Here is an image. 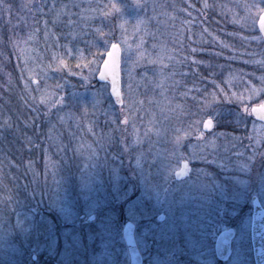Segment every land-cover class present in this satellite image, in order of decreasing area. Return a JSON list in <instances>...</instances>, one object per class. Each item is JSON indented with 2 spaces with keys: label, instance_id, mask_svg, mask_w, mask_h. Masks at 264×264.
Masks as SVG:
<instances>
[{
  "label": "rangeland",
  "instance_id": "1",
  "mask_svg": "<svg viewBox=\"0 0 264 264\" xmlns=\"http://www.w3.org/2000/svg\"><path fill=\"white\" fill-rule=\"evenodd\" d=\"M112 2L121 11L103 15ZM261 9L264 0H0V117L13 132L0 137V264H130L127 221L143 264H255L264 122L244 109L264 101L252 91L264 89ZM114 42L121 106L97 79ZM233 198L250 208L220 263L226 225L209 210L226 205L209 204Z\"/></svg>",
  "mask_w": 264,
  "mask_h": 264
},
{
  "label": "water",
  "instance_id": "2",
  "mask_svg": "<svg viewBox=\"0 0 264 264\" xmlns=\"http://www.w3.org/2000/svg\"><path fill=\"white\" fill-rule=\"evenodd\" d=\"M261 17H264V12H262L258 18L257 21V26L258 30L260 31L261 35L264 38V31L260 29V19ZM115 44L119 45V84H118V89L121 92L122 95V70H121V58H122V49L119 43L114 42ZM111 50V45L108 49V51ZM107 51V52H108ZM107 52L105 55L104 60L108 59L107 57ZM104 71V64L102 63L99 73L97 75V79L101 82H107L110 84V94L114 100V102L121 106L124 101H123V95H122V101L123 103L121 104L120 102H117L115 94L112 93L111 90V79L108 80H101L100 79V73ZM261 103H264L261 102ZM256 104L253 105L252 108L254 107H259L261 104ZM254 117L258 120L260 119V114L259 113H252ZM212 120L211 118H207L204 121L203 124V129L208 131L212 128L213 123L211 126L206 127V124L208 120ZM264 122V120H261ZM213 122V120H212ZM188 171V162L183 161L181 164V168L175 173V178L176 179H182L184 176H186ZM160 220H163L165 218L164 214H161L158 217ZM235 236V229L234 228H226L223 231H221L216 239V245H215V250L217 253V256L222 259V260H227L231 256L232 253V240ZM124 238L128 247V251L130 254V264H143V256L139 250L138 244L136 242L135 238V224L131 221H127L125 226H124ZM251 238H252V243H253V254H254V259H255V264H264V206L262 205L260 199L258 196L253 197V216H252V226H251Z\"/></svg>",
  "mask_w": 264,
  "mask_h": 264
},
{
  "label": "snow or ice",
  "instance_id": "3",
  "mask_svg": "<svg viewBox=\"0 0 264 264\" xmlns=\"http://www.w3.org/2000/svg\"><path fill=\"white\" fill-rule=\"evenodd\" d=\"M105 8H107L109 11H105L103 12V15L107 16L109 15L111 12H120L121 11V7L119 4L112 2L109 5H105ZM205 8L209 7V5L207 3H205L204 5ZM247 7V6H246ZM261 12H264V9L260 10ZM235 22V21H234ZM69 23H71V21H69ZM146 23L145 21H137V29H139V26L141 24ZM253 23H255V21H253ZM121 28H123V25H121ZM260 29L262 31H264V17H261L260 19ZM99 31V30H97ZM58 39V38H57ZM126 42V41H125ZM141 43H143V41H141ZM69 51H71L69 49ZM163 51V50H162ZM193 51H195V49H193ZM118 53H119V45L112 43L111 44V50L107 52V57L108 59L103 61L104 64V71H102L100 73V79L101 80H108L111 79V90L112 93L115 94L116 100L117 102H120L121 104L123 103L122 101V95L121 92L118 89V84H119V57H118ZM56 55V54H54ZM169 60L172 59V57H168ZM152 63H163V56L159 57L157 60H153L151 61ZM259 63V62H257ZM57 67H67V65L65 64L63 59L59 60V63L57 65ZM161 76L163 78V73H161ZM86 79V78H85ZM262 80H264V77L261 78ZM158 87H162V83L157 85ZM222 91V89H221ZM252 91L254 93H260V92H264V89H256L255 87H253ZM235 95V94H234ZM213 99L215 100V94H212ZM227 98V97H225ZM249 99H251V96L248 97ZM63 100V97H61V101ZM245 112H249L251 111L252 113H259L260 114V119L264 120V103H261L259 105V107H254L251 108L250 110L248 108L244 109ZM125 123H127V121H125ZM212 120H208L206 127H209L212 125ZM176 142L179 143L181 139H183V137L181 136H177L176 138Z\"/></svg>",
  "mask_w": 264,
  "mask_h": 264
},
{
  "label": "flooded vegetation",
  "instance_id": "4",
  "mask_svg": "<svg viewBox=\"0 0 264 264\" xmlns=\"http://www.w3.org/2000/svg\"><path fill=\"white\" fill-rule=\"evenodd\" d=\"M211 130V129H210ZM208 130V131H210ZM206 131V130H204ZM183 161H187L188 162V171H187V174L186 176L188 175L189 171H190V167H191V163L189 160L187 159H184L182 160ZM181 162V164H182ZM180 168H181V165H180ZM178 168L175 172H174V176H175V173L180 169ZM186 176H184L182 179H184ZM182 179H177V180H182ZM254 197V196H253ZM253 197H252V202H253ZM229 199V198H228ZM214 204H225L226 206L223 207V209L219 208L217 209L216 211H213L212 209L209 210L211 212V215L210 216H213V217H216L219 219V221L225 223L226 227H224L223 229H221L220 231H218L217 235H216V239L219 235V233L221 231H223L224 229L226 228H234L235 229V236L232 240V253H231V256L229 257V259L227 260H222L220 259L218 256H217V253H216V250H215V254H216V261L220 262V263H224V262H227L229 261L231 258H232V255H233V251H234V240L239 232V224L243 217L245 216L247 210L250 208V204H247L246 203H240V202H236L235 199L233 198L232 200H223V199H216L214 200V202H211L209 205L213 206ZM211 206V207H212ZM231 211L233 212V214H231ZM252 216H253V203H252ZM211 217H209V220H210ZM236 219V220H235ZM216 239H215V242H214V249H215V245H216ZM251 245H252V248H253V243H252V238H251ZM254 258V256H253ZM254 263H255V259H254Z\"/></svg>",
  "mask_w": 264,
  "mask_h": 264
},
{
  "label": "trees",
  "instance_id": "5",
  "mask_svg": "<svg viewBox=\"0 0 264 264\" xmlns=\"http://www.w3.org/2000/svg\"><path fill=\"white\" fill-rule=\"evenodd\" d=\"M2 95H1V93H0V113H1V111H2V109H1V106L3 107L4 105L2 104ZM2 129H4L3 128V125H2V119H1V117H0V137H2V139L6 136V137H12L13 136V132H11L12 131V129H9V130H7L6 132L5 131H3ZM14 137H16V134H14Z\"/></svg>",
  "mask_w": 264,
  "mask_h": 264
}]
</instances>
